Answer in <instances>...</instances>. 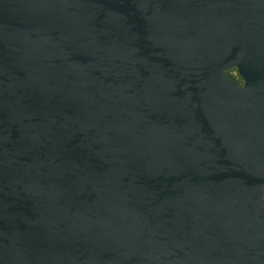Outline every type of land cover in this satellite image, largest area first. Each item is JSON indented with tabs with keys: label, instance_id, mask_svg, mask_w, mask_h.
Segmentation results:
<instances>
[{
	"label": "water",
	"instance_id": "obj_1",
	"mask_svg": "<svg viewBox=\"0 0 264 264\" xmlns=\"http://www.w3.org/2000/svg\"><path fill=\"white\" fill-rule=\"evenodd\" d=\"M0 264H264V0H0Z\"/></svg>",
	"mask_w": 264,
	"mask_h": 264
},
{
	"label": "flooded vegetation",
	"instance_id": "obj_2",
	"mask_svg": "<svg viewBox=\"0 0 264 264\" xmlns=\"http://www.w3.org/2000/svg\"><path fill=\"white\" fill-rule=\"evenodd\" d=\"M230 76V75H229ZM231 77V76H230ZM233 80H235L239 85L243 86L245 84L244 79L239 75L236 74V78L231 77Z\"/></svg>",
	"mask_w": 264,
	"mask_h": 264
},
{
	"label": "trees",
	"instance_id": "obj_3",
	"mask_svg": "<svg viewBox=\"0 0 264 264\" xmlns=\"http://www.w3.org/2000/svg\"><path fill=\"white\" fill-rule=\"evenodd\" d=\"M228 73H229V75H230L231 77H233V78H236V74H238L236 68L230 70Z\"/></svg>",
	"mask_w": 264,
	"mask_h": 264
}]
</instances>
